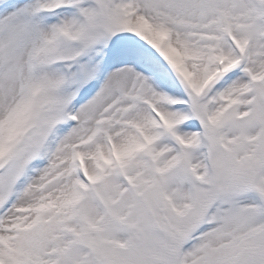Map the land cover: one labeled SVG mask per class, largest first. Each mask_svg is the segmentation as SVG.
Returning a JSON list of instances; mask_svg holds the SVG:
<instances>
[{"label":"snow or ice","instance_id":"1","mask_svg":"<svg viewBox=\"0 0 264 264\" xmlns=\"http://www.w3.org/2000/svg\"><path fill=\"white\" fill-rule=\"evenodd\" d=\"M0 264H264V0H0Z\"/></svg>","mask_w":264,"mask_h":264}]
</instances>
